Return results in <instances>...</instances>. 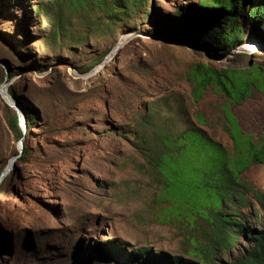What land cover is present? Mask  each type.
Returning a JSON list of instances; mask_svg holds the SVG:
<instances>
[{
	"label": "rangeland",
	"instance_id": "obj_1",
	"mask_svg": "<svg viewBox=\"0 0 264 264\" xmlns=\"http://www.w3.org/2000/svg\"><path fill=\"white\" fill-rule=\"evenodd\" d=\"M251 1L238 10L244 31L238 45L218 50L191 16L200 0H145L115 20L96 5L0 0V86L35 116L23 138L29 153L0 183V264H124L142 251L145 264L190 258L191 237L210 228L201 219L195 227L179 221L160 191L165 179L167 189L194 194L204 157L166 156L161 174L158 137L196 126L230 151L235 123L253 140L264 137L261 75L248 74L252 85L238 102L213 85L198 101L192 95L197 63L264 68V28L243 17L255 7ZM7 107L14 111L0 91V172L20 146L7 127ZM240 177L264 192V162H251ZM248 201L260 207L245 192L244 201L236 194L229 204L243 214ZM248 221L252 227L264 221V206L257 219L244 214ZM247 237L216 247L209 264L234 260Z\"/></svg>",
	"mask_w": 264,
	"mask_h": 264
},
{
	"label": "trees",
	"instance_id": "obj_2",
	"mask_svg": "<svg viewBox=\"0 0 264 264\" xmlns=\"http://www.w3.org/2000/svg\"><path fill=\"white\" fill-rule=\"evenodd\" d=\"M61 1H68V6L71 8H93L95 5L101 7L104 10V18L107 20H115L117 16L126 14L128 10L145 2V0H111L107 8L106 0ZM247 2L253 1L200 0L199 6H196L198 10L193 11L191 16L198 29H205L203 39L208 46L212 45L218 50H229L238 45L244 33L243 27L238 24L241 19L238 10L240 7L245 8ZM255 4V7H251L249 13L244 14L243 17L263 29L264 0H256ZM182 13L183 11L178 9L175 15L180 16ZM187 15L191 17L190 13ZM262 71L264 68L256 64H252L246 69L217 70L210 65L197 63L190 69L194 82L193 98L198 101L204 90L209 85H213L228 99L238 102L247 97V90L252 85L250 77L248 79L250 72L261 75L264 85V72ZM8 93L15 100V93L9 89ZM8 109L10 110V108ZM24 113L25 127L28 131L33 126L35 116L33 110H27ZM6 115L7 127L19 139L22 136V131L15 111L10 110ZM228 115L234 119L232 114L228 113ZM197 119L202 122L201 116H197ZM228 124L230 127V123ZM235 126L239 133L236 136L231 132L234 138L232 151L223 147L196 126L188 125L179 133L169 131L162 134L161 132L158 137L156 165L160 173L163 161L161 159L166 156L176 161L184 154H197V156L204 157L200 166L195 168L198 180L194 183V194L186 195V192L182 190L167 189L165 179L160 191L162 199L166 201L165 208L174 214V217L180 218L179 216H181L182 219H178L179 221L186 219L195 227V220L201 219L200 222L210 228L205 237H191L190 258L182 261L180 257H175L176 260L171 261L170 264H198V261L202 264L212 263V258L209 256L214 254L216 247L231 248L241 233H248L249 242L228 264H264V221H260L253 227L250 221L247 225L244 222V214L250 220L251 218L257 219L260 207L264 206V192L258 189L254 183L242 180L240 177L242 171L251 162H264V137L259 141L253 140L250 135L240 131L237 123ZM240 133L245 137L241 138ZM28 153V148L23 146L22 154L18 160L24 158ZM244 192L249 194L254 202L259 203L260 207L251 208L252 204L248 201V211L242 214L238 208H231L229 202L234 203L236 194H239L244 201ZM227 211H230L229 215L225 213ZM239 227L241 229H238ZM144 254V251L131 254L126 258L124 264H145L146 255ZM192 257H196L198 261L193 260Z\"/></svg>",
	"mask_w": 264,
	"mask_h": 264
},
{
	"label": "water",
	"instance_id": "obj_3",
	"mask_svg": "<svg viewBox=\"0 0 264 264\" xmlns=\"http://www.w3.org/2000/svg\"><path fill=\"white\" fill-rule=\"evenodd\" d=\"M104 60L102 61V64L104 65ZM4 101L11 107L14 109L16 115H17V119H18V123L20 126V129L22 131V136L19 138L18 141V151L16 154H14L11 158H10V163L9 165L4 168L1 172H0V183L2 182L3 178L13 169L16 168V161L18 160V158L20 157V155L22 154V150H23V138H24V134L26 132V127H25V113L24 110L22 109V107L18 104L17 101H14L13 98H11V96L9 95V93H4Z\"/></svg>",
	"mask_w": 264,
	"mask_h": 264
},
{
	"label": "bare ground",
	"instance_id": "obj_4",
	"mask_svg": "<svg viewBox=\"0 0 264 264\" xmlns=\"http://www.w3.org/2000/svg\"><path fill=\"white\" fill-rule=\"evenodd\" d=\"M119 44H120V40L118 41V44H117V47L119 46ZM118 49L119 48H117L116 49V51H113L111 54H110V56L114 53H116L117 51H118ZM109 56V57H110ZM0 91H1V96H2V98L4 99V93L6 92V93H8L6 90H5V88H4V86H0ZM12 98V97H11ZM15 101V100H14ZM19 104V103H18ZM9 163H10V159H9V161H8V163H7V165L5 166V168L9 165Z\"/></svg>",
	"mask_w": 264,
	"mask_h": 264
}]
</instances>
